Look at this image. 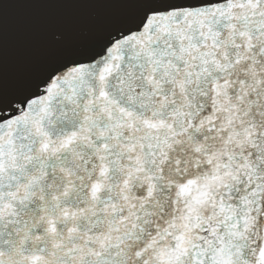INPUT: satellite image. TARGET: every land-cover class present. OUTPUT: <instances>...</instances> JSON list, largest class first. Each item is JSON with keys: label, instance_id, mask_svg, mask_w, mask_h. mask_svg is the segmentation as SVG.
<instances>
[{"label": "snow or ice", "instance_id": "1", "mask_svg": "<svg viewBox=\"0 0 264 264\" xmlns=\"http://www.w3.org/2000/svg\"><path fill=\"white\" fill-rule=\"evenodd\" d=\"M0 264H264V0H0Z\"/></svg>", "mask_w": 264, "mask_h": 264}, {"label": "water", "instance_id": "2", "mask_svg": "<svg viewBox=\"0 0 264 264\" xmlns=\"http://www.w3.org/2000/svg\"><path fill=\"white\" fill-rule=\"evenodd\" d=\"M36 16V11L27 6H17L9 13L7 26L10 55L18 54L22 50Z\"/></svg>", "mask_w": 264, "mask_h": 264}]
</instances>
